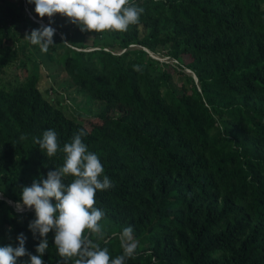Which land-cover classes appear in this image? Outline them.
<instances>
[{"label":"trees","instance_id":"trees-1","mask_svg":"<svg viewBox=\"0 0 264 264\" xmlns=\"http://www.w3.org/2000/svg\"><path fill=\"white\" fill-rule=\"evenodd\" d=\"M135 3L144 12L124 33L81 32L55 14L45 54L25 36L48 18L27 0H0V72L24 68L22 80L0 78V246L23 233L37 255L35 212L13 204L65 154L47 158L34 138L55 130L62 149L83 129L113 184L95 197L105 213L96 242L111 258L131 226L127 264H264V0ZM76 96L88 99L80 111ZM47 239L44 264H58Z\"/></svg>","mask_w":264,"mask_h":264},{"label":"clouds","instance_id":"clouds-1","mask_svg":"<svg viewBox=\"0 0 264 264\" xmlns=\"http://www.w3.org/2000/svg\"><path fill=\"white\" fill-rule=\"evenodd\" d=\"M35 5V13L41 19L47 17L48 25L41 24L25 38L42 53L56 45V29L52 27L55 14H61L68 22L79 27L81 32L106 31L124 33L131 26L138 25L144 9L135 0H27ZM63 39V36H62ZM135 67V66H134ZM137 70H139L137 68ZM87 132L81 129L74 134L71 142L60 147L58 133L48 129L42 138H34L40 150L52 158L63 152L61 167L48 171L47 178L33 179L30 186L21 189V210L35 212V219L28 224L33 236L40 237L35 251L26 247V237L20 233L17 244L0 246V264H17L19 258L28 257L27 264H44L42 257L49 247L47 239L54 233V245L60 260L58 264H127L128 259L137 255L138 242L134 239L131 226L119 233L122 254L110 257L107 247L101 248L96 241L105 237V226L101 221L105 213L96 207V193L113 187L110 178L104 174L99 156L89 151L83 142ZM71 176L70 183L65 178ZM54 201V202H53Z\"/></svg>","mask_w":264,"mask_h":264},{"label":"rangeland","instance_id":"rangeland-1","mask_svg":"<svg viewBox=\"0 0 264 264\" xmlns=\"http://www.w3.org/2000/svg\"><path fill=\"white\" fill-rule=\"evenodd\" d=\"M26 13L32 18V19H34V16L29 12V10H27L26 11ZM40 22H42L43 23V21L42 20H39ZM61 24H62V22H60ZM30 44V43H29ZM32 46V45H31ZM155 56H157V57H161L159 54H156V53H153ZM165 57V56H164ZM163 59H165V58H163ZM172 62V61H171ZM24 71V68L20 65V62H19V60H16V61H14V62H12L10 65H9V67H6V69L5 70H3L2 72H0V78L3 80V82H8V81H11V82H15V81H17V78H19V79H21L22 80V78L24 77V75L22 74V72ZM186 72H189L188 70H185ZM25 73V72H24ZM67 80H68V77H66L65 75H64V73H62V71H59V77L58 78H56V81H60L61 82V85H63V86H66V84H67ZM56 85H57V82H55V81H53V80H48V83H47V85H45L46 87H48V86H51V87H53V88H55L56 87ZM45 86H42L41 88L42 89H45L46 87ZM67 87V86H66ZM71 91H73V89L71 88L70 89V92ZM44 92V91H43ZM51 92V91H50ZM61 92V91H60ZM68 93V92H67ZM51 95H52V93H51ZM77 98H76V100L79 102V103H81L80 105H77V107L78 106H80L77 110H81V108L83 107V106H85L86 107V103H87V98L84 96V97H81V96H76ZM70 99L69 98H67L64 102H66V103H70ZM71 106H72V104H71ZM71 108V107H70ZM87 108H88V106H87ZM72 111V109H70V111L68 110V112L70 113ZM84 122H88L89 123V120L91 121V123H95V122H99V120L97 119V118H91V117H88V116H86V117H84V118H81ZM0 195H1V193H0ZM10 203H11V201H9ZM18 204H20V205H22V203H15V204H13L14 206H15V208L18 210V211H21V209L20 208H18ZM24 210V209H23Z\"/></svg>","mask_w":264,"mask_h":264},{"label":"built area","instance_id":"built-area-1","mask_svg":"<svg viewBox=\"0 0 264 264\" xmlns=\"http://www.w3.org/2000/svg\"><path fill=\"white\" fill-rule=\"evenodd\" d=\"M151 55H152L153 57L157 58V59H160V60H165V59H167V57H157V56H155L153 53H151ZM163 58H165V59H163ZM172 61L175 62V60H172Z\"/></svg>","mask_w":264,"mask_h":264},{"label":"water","instance_id":"water-1","mask_svg":"<svg viewBox=\"0 0 264 264\" xmlns=\"http://www.w3.org/2000/svg\"><path fill=\"white\" fill-rule=\"evenodd\" d=\"M188 71H190V70H188ZM193 77H194L195 80H197V78L195 77V75H193ZM11 203H13V202H11Z\"/></svg>","mask_w":264,"mask_h":264}]
</instances>
